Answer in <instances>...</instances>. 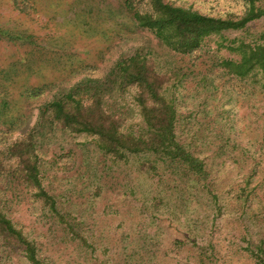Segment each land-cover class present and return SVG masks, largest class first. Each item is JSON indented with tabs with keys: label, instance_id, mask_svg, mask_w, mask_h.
Here are the masks:
<instances>
[{
	"label": "rangeland",
	"instance_id": "obj_1",
	"mask_svg": "<svg viewBox=\"0 0 264 264\" xmlns=\"http://www.w3.org/2000/svg\"><path fill=\"white\" fill-rule=\"evenodd\" d=\"M166 1L220 18L240 17L248 6L244 0ZM120 4L0 0V210L35 243L44 264H261L264 78L230 75L220 63L239 60L241 43L264 44V16L177 53L135 27ZM136 51L147 55L155 74L169 78L163 87L174 97L176 137L203 160L206 178L150 153L117 160L91 136L59 125L36 127L52 212L32 185L12 174L7 146L34 127L40 104L86 78L103 79ZM132 91L107 103L136 129ZM0 264H29L1 234Z\"/></svg>",
	"mask_w": 264,
	"mask_h": 264
},
{
	"label": "trees",
	"instance_id": "obj_2",
	"mask_svg": "<svg viewBox=\"0 0 264 264\" xmlns=\"http://www.w3.org/2000/svg\"><path fill=\"white\" fill-rule=\"evenodd\" d=\"M244 1L248 6L236 18L208 16L190 8L172 5L166 0H121L119 9L125 11L135 27L152 31L168 49L189 53L210 35L243 29L249 22L264 16V6L259 5L264 0ZM140 2H144L147 8L140 10ZM27 38L20 37L23 40ZM235 50L240 54L239 60H223L220 63L228 74L246 78L255 77L261 72L264 78V44L241 43ZM168 79L155 74L147 55L136 51L117 60L103 79L86 78L52 100L40 104L34 127L22 132L21 137L5 150V155L13 160V164L8 165L13 169L12 174L19 173L36 190L35 196L57 213L53 198L42 187L34 129L59 125L72 134L91 136L99 150L117 160L150 153L175 160L187 171L205 179L207 171L203 160L176 137L179 117L174 97L165 91L167 86L163 87ZM131 88L140 118L136 129L126 124L123 116L112 111L107 103L109 99H124V94ZM0 234L20 248L29 264H44L38 258L35 243L27 239L1 210ZM260 262L264 264L262 258Z\"/></svg>",
	"mask_w": 264,
	"mask_h": 264
}]
</instances>
